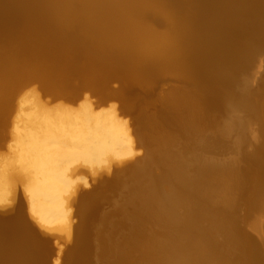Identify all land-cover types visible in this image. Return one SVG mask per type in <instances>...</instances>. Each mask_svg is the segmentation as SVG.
Listing matches in <instances>:
<instances>
[{
    "label": "bare ground",
    "instance_id": "6f19581e",
    "mask_svg": "<svg viewBox=\"0 0 264 264\" xmlns=\"http://www.w3.org/2000/svg\"><path fill=\"white\" fill-rule=\"evenodd\" d=\"M263 64L264 0H0V150L5 130L18 138L6 143L11 159H0V208L20 201L57 236L54 247L41 246L11 223L0 229L11 256L128 264L139 252L141 264H264V92H237L260 82ZM165 82L164 118L143 98L132 102ZM35 84L54 106L41 120V101L28 104L39 98ZM86 93L95 106L138 110L137 126L94 117L99 107L92 112L88 100L76 105L79 116L60 106ZM217 110L251 113L237 145L236 121L215 128ZM180 123L186 134L207 130L215 144L187 142L179 152L171 128ZM18 180L23 192L11 187ZM108 191L116 198L102 196ZM103 202L116 215L95 225ZM189 221L194 245L182 243ZM149 225L165 229L177 253Z\"/></svg>",
    "mask_w": 264,
    "mask_h": 264
},
{
    "label": "rangeland",
    "instance_id": "374dc122",
    "mask_svg": "<svg viewBox=\"0 0 264 264\" xmlns=\"http://www.w3.org/2000/svg\"><path fill=\"white\" fill-rule=\"evenodd\" d=\"M250 72V71H249ZM259 75H261V80H260V82L259 83H257L256 85H255V87L254 86H250V87H248V88H245L244 90H241V91H237L238 93H240V95H239V97H242V96H246L245 94H247L248 96L249 95H251V94H253V93H255V92H260V93H263L264 92V64H263V66L261 67V70H260V72L258 73ZM184 82H185V86H188V87H190V88H197L198 86H197V84L195 85V83L194 82H192L191 80L189 81V80H184ZM187 82H189V83H187ZM166 84H168L167 82H165V83H159L158 85H155L154 84V86H156L155 87V89L154 90H150V91H148V92H144L143 90H142V92L141 91H137L136 93L137 94H135V95H132V102H134L135 104H139L140 103V99L141 98H143L146 102H147V105H144V106H146V107H148L149 108V110L151 111V113H154L155 115H156V117H165V111H163V107H164V104H163V94H165L168 90H169V87H170V84H168V85H166ZM36 85V86H35ZM35 85H33L32 86V90L34 91V93H36V95H38V99H36L35 101H33V100H28V104H30V105H33V104H31L30 102H33L34 103V105L36 104V101H37V103L38 104H40L42 107H41V109H40V111H39V116H40V120L41 119H43L44 118V116H42L44 113H46V112H50L51 110H53V108H54V106L52 105V106H50L51 104H49L50 103V101H51V97L50 96H48V95H44L43 93H42V89L40 88V86H39V84H35ZM114 86V85H113ZM196 86V87H195ZM37 90H36V89ZM255 88H258V89H255ZM254 89V90H253ZM131 90V89H130ZM258 90V91H257ZM35 91H38V92H35ZM132 91V90H131ZM134 91H136V88H135V90ZM249 91H251V92H253V93H250ZM133 92V91H132ZM139 94V95H138ZM142 96H141V95ZM241 94H242V96H241ZM40 95V96H39ZM84 96H80V97H78V100H74L73 98L71 99L70 97H64L63 99H62V101H61V107H63V108H65V110H69V111H71L70 113L71 114H73V115H75V116H79L80 115V110H78V106L79 105H82V101H85V100H88V99H86L87 98V93H86V95L85 94H83ZM137 95V96H136ZM86 96V97H85ZM139 96H141V97H139ZM247 96V97H248ZM244 97H242V98H244ZM247 97H245V98H247ZM50 100H49V99ZM83 98H85V99H83ZM94 96L90 99L89 98V100H88V102H91V103H94ZM95 98H96V96H95ZM98 98V97H97ZM95 99L96 101L98 100V99H101L100 97L98 98V99ZM76 99V98H75ZM93 99V100H92ZM73 100V101H72ZM82 100V101H81ZM41 101V102H40ZM80 101V102H79ZM104 100H102L101 99V101H99V102H103ZM40 102V103H39ZM86 102V101H85ZM84 102V103H85ZM98 103V102H97ZM104 103H106V104H104ZM47 104V105H46ZM88 104H90V103H88ZM98 104H100V103H98ZM98 104L95 106V103L94 104H92V105H89L90 106V110L92 111H94V109H96L95 107H97L98 106ZM76 105H78V106H76ZM100 105H102V104H100ZM117 103L114 101V100H110V101H104L103 102V106H98L99 108H97V110L96 111H92L93 112V116L95 117H97V116H101V117H105V115H106V117L107 116H113L112 117V120L114 119L115 121L117 120H119L118 121V123H121L122 125H123V123H130L129 125L128 124H126V126L128 127V129H130V131L132 130V128L135 126H137V124H136V122H138V120L137 119H139V116H140V112L138 111V110H133V111H131V113H129V111H128V113L126 114L125 112H127V111H123L124 110V108H123V110H121V111H118V110H120V109H118L117 108ZM235 105V104H234ZM93 106V107H92ZM233 106V105H232ZM94 108V109H93ZM113 108V109H112ZM135 109H137V108H135ZM235 109V108H234ZM45 110V111H44ZM127 110V109H126ZM44 111V113H42ZM100 111V113L103 115H95V113L96 112H99ZM101 111H103V112H101ZM117 113H116V112ZM124 113H123V112ZM237 111V112H236ZM236 111H234V110H232L231 111V117H229L230 115V112L229 113H227V114H225L224 113V111L222 110V111H215L214 113H213V115H214V117H215V119H214V125H215V128H217L218 129V127L220 128V130H221V127L223 126V122H226V123H228V122H231V123H235V121H236V126L238 127V132L233 136V138H231L230 139V142H233L234 143V145H237L238 144V142H235V141H237L236 139H238V138H240V134H241V125H242V123H243V125H245V127L248 129L249 128V125H248V123L247 122H245L246 121V119H247V117L246 116H248V117H250V114L251 113H241L239 110H236ZM113 112V113H112ZM239 112V113H238ZM77 113V114H76ZM223 115V116H222ZM246 115V116H245ZM253 115V114H252ZM117 116H118V118H117ZM110 117V118H111ZM229 117V118H228ZM109 118V119H110ZM184 118V117H183ZM125 122H124V121ZM127 121H131V122H127ZM132 121H133V123H132ZM164 123H163V125H165V119H164V121H163ZM242 122V123H241ZM247 123V124H246ZM180 124H182V127H179V124H177V125H174V126H172L173 128H171V129H173V130H176L175 132H177L176 133V136H179V137H177V139H178V144H179V142H180V146L178 145V150H179V152H181V151H183V147L186 145V144H188L187 142H189V146H191V143H193V142H198L199 143V141H200V145L203 147V146H211V144H209V143H212V145H214L215 144V142L213 141V140H209V134H208V132H207V130L203 133H199V135L198 134H186V132H184L185 130H186V125H184L183 123H180ZM126 126L125 125H123V127H125L126 128ZM218 126V127H217ZM130 127V128H129ZM127 129V128H126ZM10 130V129H9ZM8 129H7V131L5 130V132H4V134H3V136L1 135V139H2V143H5V144H3L4 146H3V150H0V159H2V158H4V159H6V158H8V159H11V156H12V154L10 153V151H9V147H15V146H17V141H18V138H16V137H12V136H14V135H12L11 133H9L8 131H9ZM211 130V127H210V129L208 130V131H210ZM248 131V130H247ZM183 132V133H182ZM5 133L7 134V133H9V134H7V136L5 135ZM206 135V136H205ZM194 136V137H193ZM208 136V137H207ZM10 137H12V138H10ZM5 138H6V141H5ZM185 139H186V141H185ZM207 140V141H206ZM4 141V142H3ZM9 141H11V142H9ZM210 141V142H209ZM9 142V143H8ZM14 142V143H13ZM6 143H8V146L6 145ZM14 144V145H13ZM1 145V144H0ZM19 145V144H18ZM4 147H6L7 148V151L6 150H4V149H6V148H4ZM182 149V150H181ZM94 149H92L91 150V154H92V152H93V155L95 154L94 153V151H93ZM216 151V150H215ZM202 152H203V154L205 153V155H206V157H208V158H210L211 157V154L212 153H208V151H205V150H202ZM6 155V156H5ZM8 155V156H7ZM14 157V156H13ZM217 157V156H216ZM81 158V157H80ZM13 160H14V158H12ZM81 160H83V157L81 158ZM9 169H10V175L13 173V171L14 172H19V170L16 168V167H12V166H10L9 167ZM242 173H243V171H242ZM157 174V173H156ZM19 175L22 177V175L19 173ZM18 182L19 183H17L16 182V186L15 187H13V186H11L12 187V189L14 188V189H20L22 192H23V187H22V184H21V182L18 180ZM18 187V188H17ZM104 194L102 195V196H110V198H112V197H114V198H116V196L115 195H110V193H109V191L108 192H103ZM239 193V191H237L236 189H234V194L235 195H237ZM113 199V198H112ZM107 204V205H106ZM114 209H113V207H112V205H109L108 203H106V202H103L102 203V205L100 206V208H98V214H99V218H98V220L97 221H94V224L95 225H99L100 224V222H101V220L102 219H105V216H106V214H108V215H111V213H112V215H116L114 212ZM194 215V214H193ZM193 215H192V217H193ZM239 215H240V213H238L237 214V216L239 217ZM118 216V215H117ZM254 217H256V214L254 215V216H252V217H250V218H248L247 219V222H248V224H250L251 223V220H252V222H253V220L255 219ZM254 218V219H253ZM103 221V220H102ZM157 226H152V225H149L148 226V228L149 229H151V232H153V234H154V237H155V239L159 242V243H163L165 246H166V248H168V250H170V252H169V254L171 253H177V251L173 248V246L170 244L171 243V240H170V238H168V237H166L165 236V233L164 232H166V230L165 229H163V228H159V227H157ZM102 229H106L105 227H103ZM127 229H128V231H127ZM133 230V231H130V230ZM126 231H125V233L126 234H128L129 233V231H130V233H134V232H137L138 231V229H134V228H126L125 229ZM136 230V231H135ZM163 230V231H162ZM107 231L108 230H106L105 231V233H107ZM102 233H104V231L102 232ZM164 233V234H163ZM165 236V238H167V239H169V240H167V239H165V238H162V236L163 235ZM94 236L96 237V234L94 233ZM163 236V237H164ZM184 237H185V239L182 241V243H184V244H189V245H194V244H196V242H197V240H198V236H197V226L195 225V223H193L192 221H189V223H188V225H187V227H186V231H185V234H184ZM162 239L163 240H166V241H162ZM168 241V242H167ZM55 242V241H54ZM170 242V243H169ZM167 243H169V244H167ZM171 247V248H173V249H171V248H169V247ZM52 247H54V243L52 242ZM44 248V247H43ZM45 249V248H44ZM66 250H67V247H66ZM46 251L49 253L50 251H48L47 249H46ZM46 251H44V252H46ZM175 251V252H174ZM133 255V256H132ZM131 255V259L129 260V262H128V264H141V261H140V253L139 252H135L134 254H132ZM223 258L224 257H222V260H223ZM210 261V262H209ZM211 262H213V260L211 259V260H208L207 261V263L208 264H210ZM56 264H62V262L60 263H56ZM94 264H96V262L94 263Z\"/></svg>",
    "mask_w": 264,
    "mask_h": 264
},
{
    "label": "water",
    "instance_id": "95a60500",
    "mask_svg": "<svg viewBox=\"0 0 264 264\" xmlns=\"http://www.w3.org/2000/svg\"><path fill=\"white\" fill-rule=\"evenodd\" d=\"M85 192L89 191H84V193ZM19 198L22 199L20 195ZM11 223H19V225L22 227L24 226L25 229L29 231V233H35L37 237H39L37 241H40L41 246L45 245L52 247V242H54L55 238H57V236L53 237L54 234L45 231L44 229L39 227L32 219H30L24 203L22 204V202L20 203V201H17L14 206L0 208V229L6 228ZM2 239L3 237H1L0 239V252L3 253L5 259L0 260L1 264H32L33 261L13 258L14 256L11 255H14V249H11V243L9 245L5 242V240L3 241ZM3 246H5L4 249H1ZM8 246L10 247L8 248ZM46 259H44V262L42 264H45V262L46 264H54V260L52 258L51 260L47 259V261ZM62 264H67L65 258L63 259Z\"/></svg>",
    "mask_w": 264,
    "mask_h": 264
}]
</instances>
